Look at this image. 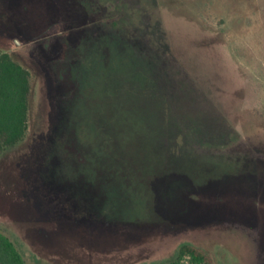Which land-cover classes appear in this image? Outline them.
<instances>
[{
  "label": "rangeland",
  "instance_id": "rangeland-1",
  "mask_svg": "<svg viewBox=\"0 0 264 264\" xmlns=\"http://www.w3.org/2000/svg\"><path fill=\"white\" fill-rule=\"evenodd\" d=\"M0 53L30 74L0 154L27 262L264 264V0H0Z\"/></svg>",
  "mask_w": 264,
  "mask_h": 264
},
{
  "label": "trees",
  "instance_id": "trees-1",
  "mask_svg": "<svg viewBox=\"0 0 264 264\" xmlns=\"http://www.w3.org/2000/svg\"><path fill=\"white\" fill-rule=\"evenodd\" d=\"M30 74L7 53H0V154L14 148L28 130ZM215 264L208 253L193 246L179 247L173 261L160 264ZM0 264H32L0 230Z\"/></svg>",
  "mask_w": 264,
  "mask_h": 264
}]
</instances>
